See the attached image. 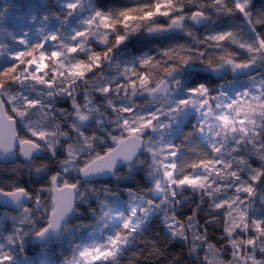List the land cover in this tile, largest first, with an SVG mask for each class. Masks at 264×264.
I'll list each match as a JSON object with an SVG mask.
<instances>
[{
	"label": "snow or ice",
	"instance_id": "obj_1",
	"mask_svg": "<svg viewBox=\"0 0 264 264\" xmlns=\"http://www.w3.org/2000/svg\"><path fill=\"white\" fill-rule=\"evenodd\" d=\"M250 4L251 0H208L207 3L202 0H152L151 3L124 8L114 14L92 10L81 21L82 27L72 31L68 43H64L58 33L44 37L45 43H54L50 50L43 53L39 50L44 44H29L27 33L20 35L19 39L10 33L14 43L23 46V49L14 51L10 58L12 63L0 68V154L14 153L18 148L25 159H30L33 152L41 150L42 145L55 155V149L62 139L69 140V143L65 146V159L60 161L63 172L51 175L47 186L39 190L48 192L50 204L39 198V191L36 196H31L22 187L7 191L0 188V197L17 202L20 207L19 215L12 217L13 231L6 237L9 245H20L23 251L24 237L32 235L43 241L49 234L60 232L75 201L83 199L86 194L79 181L71 182L66 174L78 172L87 178L95 174L114 173L120 162L129 166L141 163L136 157L138 151H143L149 157L148 174L154 177V189L164 193V199L159 204L152 205L151 201L149 204L156 208L165 206L162 220L168 233V243L176 238L183 240L188 245L189 253L197 256L199 264H264V260L255 258L257 250L264 254V217L249 215L253 198L257 196L256 185L264 180V79L250 77L252 86L234 95H229L224 86L213 95L204 84H200L188 88L183 97H177V91L183 88L179 74L190 63L199 62L213 72L224 68L236 71L248 69L258 59H264V31L257 30L264 28V11L253 14ZM186 6H191L192 10L186 12ZM62 7L66 9V17H71L84 8V0H66ZM207 9L228 16L239 13L243 18L239 30H243L246 25L247 38L241 39L239 30L234 28L209 32L199 39L194 33L185 30L195 44L204 46V50L198 47L194 52L190 47L177 45L159 52L158 57H140L131 66L123 68L121 75L124 84L100 74L92 81H84V103L77 99L80 87L77 79H83L86 72H92L93 67H101L104 60H109L112 50L130 35L142 29L148 33L184 29L185 22L200 23L211 19ZM157 17L165 18L167 23H154ZM43 19L47 20L48 17L44 16ZM62 23L66 24L67 20ZM121 25L122 29L119 27ZM93 37L99 44L106 46L103 52L87 47ZM228 44L246 51L247 59L237 60L227 49ZM5 49L7 45L0 47V55L5 54ZM208 49L218 51L209 52ZM78 52L87 55L88 63L75 58L73 54ZM46 61H52V66L58 71L54 70L51 75L45 74L42 79L37 73L43 72ZM115 67L119 69V65ZM64 72L67 75L63 82L57 84V78ZM15 84H19L20 89L34 88L35 85L46 87H43V92L32 96L21 90L11 91ZM129 88L132 89V96H136L138 90L147 93L144 105L133 104L130 99L119 105L114 103L112 93L124 91L127 95ZM93 93L106 98L105 107L113 115V119L108 121L114 126L108 138L117 147L110 146L103 154L94 148L98 138L85 134L80 127L93 116L97 117V125L103 122V114L93 103ZM56 96L68 97L71 111L56 108ZM9 106L11 112L24 121L28 132L26 137L18 134L17 122L11 118ZM189 108L198 116L196 131L209 138L210 151L185 164L183 160L177 159L180 146L172 144L165 137L170 135ZM69 120L72 123L68 124V128L76 134L74 137H69L68 132L61 127ZM146 129H150L154 135L145 139ZM117 131L119 136L116 135ZM84 153H88V156L81 160ZM252 158L259 162L258 167L252 166ZM45 167L37 165L34 170L40 172ZM185 167H190L192 172L181 177L179 173ZM200 169H207L208 175L204 176ZM214 170L219 175V181L211 175ZM241 173H245L247 179H243ZM209 180L211 183L206 186L205 181ZM229 180L235 190L234 196L214 197L213 193L223 190L220 182H223L224 188L228 186L226 182ZM184 186L196 192L203 189L199 200L213 209L204 224L220 227L219 210H223V234L220 239L227 241L226 246L210 242L207 227L198 224L196 217L200 204H196L191 215L184 219L170 214L169 210L180 203L175 200L176 189ZM88 191L97 196L103 215L111 217L112 210L106 198L114 194L104 188L105 199H101L100 190L91 188ZM240 193L246 194L248 199L244 200ZM130 197L132 200L140 199L136 193L130 192ZM205 197H208L207 201ZM259 199L264 204V193L260 194ZM26 200L32 201L34 207H24L23 201ZM36 209H42L46 216L45 224L39 228L33 223L32 213ZM233 213L238 214V221ZM147 216L148 210L141 209L140 217L134 220L136 210L133 208L131 214L123 219L121 229L106 237L104 244L91 248L73 245L72 257L66 258L65 264H96L97 261L104 264L109 259L115 261L122 246L127 245L129 238ZM144 243L147 246L148 242ZM226 247L231 249L230 260L224 259ZM161 254V250L152 244L145 259L158 258ZM13 261L11 254L0 249V264H13ZM152 264L155 262L152 261Z\"/></svg>",
	"mask_w": 264,
	"mask_h": 264
},
{
	"label": "trees",
	"instance_id": "obj_2",
	"mask_svg": "<svg viewBox=\"0 0 264 264\" xmlns=\"http://www.w3.org/2000/svg\"><path fill=\"white\" fill-rule=\"evenodd\" d=\"M92 2L95 10L114 14L124 8L151 3L152 0H92ZM202 2L207 3L208 0H202ZM190 10H192L191 6H186L185 11L187 12ZM250 11L253 14L264 11V0H251ZM207 12L211 19L204 21L203 25L199 29L194 28L188 21L185 22L184 29H174L157 36H146L145 30L143 29L136 34L130 35L122 44L112 50L115 52L114 58L117 60L116 62L109 65L107 61L104 60L101 67H93L92 72H86L83 79H77V83L80 85L78 91H86L84 81H92L100 74H103L109 79L115 78V80L122 85L125 81L123 80L121 74L125 66H131L133 62L137 61L140 57H158L159 52L167 48L175 47L177 45H185L192 48L194 52L198 47L201 48V50H204V46L195 44L192 37L186 34V31L194 33L199 39L203 35L213 31L226 30L229 28L240 29L243 18L239 13L233 16H228L224 14H217L212 9H207ZM29 16H32L39 24L45 21L48 23L51 21V18L59 17L56 25L57 27L54 28L55 33H58L61 36V40L64 43L68 42V29L65 27V24L62 23L63 20H68V17H66V10L59 7L56 0H0V47L7 45V49H14L15 46L18 45L14 43L9 34H15L18 39L20 30L18 27L15 28L13 24L19 22L21 18L24 19ZM44 16H47L48 19L44 20ZM154 23L163 25L167 23V20L163 17H157ZM119 27L122 29V25ZM257 30L264 31V28H258ZM245 33L246 25L243 30H239L241 39L247 38ZM87 47L96 52H103L106 49V47H97L96 45H87ZM226 47L234 54L237 60L242 61L247 59L246 51L231 44L226 45ZM45 49L47 48H44L43 50ZM208 51L212 52L218 50L208 49ZM73 55L77 60L88 63V57L83 52H78ZM11 63V60L4 61L0 68H4ZM113 65H119V69ZM253 68L254 69L249 70V76L255 77L257 80L264 79V59H258ZM189 69H196L197 71H191L188 74ZM54 70L56 69L52 66V61H46V67L41 74L42 79L45 78V74L51 75ZM206 71L212 70L199 62H193L185 66L181 71L184 76L183 83L185 89L187 90L190 87L204 84L209 89L210 93L215 95L218 92L219 87L225 85L228 86V84L233 80V77L230 76L214 77ZM245 74L239 75L235 78H244L246 77ZM66 75V72L62 73L57 78L56 83L61 84L64 76ZM154 75H157V78H159L158 74L154 73ZM43 87L41 85H35L34 88L29 87L26 89H20V85L15 84L11 88V91H27L32 95V90L43 92ZM137 87L139 88L138 82ZM131 92V88L127 90V95H125L124 91H121L119 94L113 92L112 98L114 103H118L119 105L122 102H127L129 99L131 100V98H134V96L131 95ZM93 95V103L103 114L101 117L103 122L100 125L91 124L89 126L80 127L85 134L98 138L97 142L94 144V148L96 152L103 154L108 147L112 146L111 139L108 138V134L114 126L108 122L112 119V115L111 111L105 107L107 103L106 98L99 95V93H93ZM120 97H124V99L122 100ZM57 98L60 97L58 96ZM54 106L58 109L70 111L69 100H61L55 103ZM12 116L16 117L18 120V134L26 137L28 132L26 135L21 131H27L24 127V121L20 120L15 113H13ZM70 123H72L71 120L62 124L61 127L68 132L69 137H74L76 134L68 128V124ZM195 126H198L195 116L188 115L185 121L179 126L174 138H172V144L180 146L177 159L178 161L183 160L185 164H190L195 161L200 154L210 151L207 145L200 141ZM189 133L191 135H188ZM144 138L146 139L147 136ZM67 143H69V140L62 139L55 149V155L52 156L44 151V148L46 147L42 145V154L28 163L18 161L12 164L8 163L0 165V188L7 191L13 187H22L26 189L29 195L36 196L40 189L47 186L49 177L59 172V166L61 165L60 161L65 159V146ZM87 156L88 153L82 154L81 160L86 159ZM137 160L143 161V165L140 166L139 164H135L134 166L136 169L132 171L130 175H127L126 168H123L105 181L91 182L87 184L79 183L81 189L84 190L86 194L83 199H78L75 213L65 227V230L75 226L90 230L94 229L97 225L100 217L102 216V206L99 203L97 196L92 195L91 192L88 191L91 188L100 190L101 199H105L103 196L104 188L109 189L110 192L115 195V197L109 196L107 198H124V192L136 193L140 197V209L153 208V210H155L156 207L150 206L149 201L152 202V205H156L160 203L161 199L158 196H153V184L147 180L146 167L148 162L146 161L145 154L143 153ZM251 164L253 167L259 166V163L256 161H251ZM37 165H45L46 167L42 171L37 172L34 170ZM134 166L128 167L132 168ZM191 172L192 169L190 167H185L183 172H180L179 175L182 177L185 174H191ZM36 174H40V176L37 177ZM76 174L77 172H74V174L68 175L66 178L75 183L78 181ZM113 177L119 179L118 185H115ZM256 187L257 191H262L264 193V180L257 183ZM200 194H202L201 191L196 192L187 186L176 189L175 200L180 203L174 209H170L169 211L171 214H175L179 219H184L186 216L191 215L192 208L196 204H200L196 217L198 224L207 227L210 242L216 244L217 246H226L227 241L225 239H220L223 234V210H219L221 211V215L219 217L221 220L220 227L204 224V222L209 219V216L212 215L213 209H209L207 203L200 202ZM39 198L44 200L46 203H51V199L47 191H39ZM207 200L208 197H205V201ZM26 207L33 208L34 205L32 201ZM257 207L259 208L260 205ZM164 208L165 206L161 205L159 209H156L158 212L152 214L145 226L133 234L129 244L119 251L115 257V261L110 259L104 262V264H152V261H154L155 264H169V262H171V264H199L197 256L189 253L188 245L184 241L174 239L172 243H168V234L161 222L164 215ZM261 211L262 214L258 217H264V205H261ZM205 213H207V215ZM18 215L19 213L14 214L0 209V249L13 256V264H40V261L44 257H46L44 264H65V259H70L69 256H72L73 251L72 246L78 244V238L72 244L71 248H61L60 240L46 246L35 245L33 244L32 235L24 237L23 251H21L20 245H9L6 237L13 231L12 217ZM32 216L33 223L37 226V228L45 224L46 216L43 214L42 209L34 210ZM201 231H203V229H201ZM249 235H253V233H249ZM145 241L148 242L147 246L144 243ZM152 244H155L156 247L161 250L162 254L158 258L151 257L145 259V257L148 256V251ZM255 258L257 260H264V254L257 250ZM224 259H231L230 248L226 247ZM96 264H100V262H96Z\"/></svg>",
	"mask_w": 264,
	"mask_h": 264
},
{
	"label": "rangeland",
	"instance_id": "obj_3",
	"mask_svg": "<svg viewBox=\"0 0 264 264\" xmlns=\"http://www.w3.org/2000/svg\"><path fill=\"white\" fill-rule=\"evenodd\" d=\"M65 2H66V0H56V3L61 8H63L62 5ZM92 10H95L93 7L92 0H84V8L82 10L78 11L77 13L73 14L71 17H68V20L66 19L67 23L65 24V27L68 29V34H67L68 40H69V37H70V35L74 29L78 30L82 27L81 21L83 19L87 18V16L91 14ZM57 23H58V19L51 18L50 22L46 23V21H45V22H41L39 24L33 19L32 16H29V17L24 18V19L21 18L19 22H16L13 25L15 26V28L18 27L20 30L19 38H20V35H22L23 33H27L26 39H27L29 44H35V43L44 44L43 49L44 48H47V49H45V50L40 49L39 50V52L43 53V52H47L48 50H50L53 47L54 42L48 41L47 43H45L43 38L46 37L48 34L55 33L54 28L57 27L56 26ZM171 30H174V29H171ZM171 30H167L164 32H158V33H148L145 31V35L146 36H157V35L166 33V32L171 31ZM101 31H104V29H101ZM88 45H96L97 47H104V45L99 44L94 37L90 38ZM22 49H23V46H21V45L15 46L14 49H5V51H6L5 54L0 55V66L3 64L4 61L10 60L11 56L14 54V51L22 50ZM112 54H113V58H112L111 62L109 63V65H111L117 61L114 58V56H115L114 51L111 52L110 57L112 56ZM106 61L108 63V60H106ZM32 66L34 67V64ZM113 66L115 67V65H113ZM253 66H254V64H253ZM45 67H46V62H45ZM252 69H254V68H252ZM252 69H250V70H252ZM191 71H197V70L196 69H194V70L189 69L188 74ZM206 72H209L214 77H219V76L233 77V80L231 81V83H229L228 86H226V85L224 86V89L229 93V95L238 94L244 90H247L248 88H250L252 86V81L250 79L251 76H249L250 71H248L245 74L246 77L241 78V79L235 78L233 76V71L230 68H224V69H221L217 72H213V71H206ZM42 73L43 72L37 73V75H39L42 78V75H41ZM179 75H180L181 80L183 81V77H184L183 73H180ZM36 90H37V88H36ZM220 90H221V87H219L218 91H220ZM23 92L25 94H30L27 91H23ZM84 92L85 91L83 90V91H78V93H77V99L80 100V102L82 104L84 103V100H83ZM185 92H186V89H185V86L183 83V88L177 91V97L178 98L183 97L185 95ZM35 95L32 94V96H35ZM56 97H58V96H56ZM59 97L60 98H57L59 101L69 100V98L66 96H59ZM146 98H147L146 92L138 91L137 95L134 96V98H131V102H133V104H136V105H144ZM69 102H70V100H69ZM55 103H56V101H54V104ZM70 111H71V102H70ZM9 112H10L11 117L13 119H15L17 121V124H18V120L16 119V117L12 116L13 113L10 110V106H9ZM111 115H112V113H111ZM188 115H194L196 118V122L198 123V116L195 113V111L191 108L187 109L182 114V116L180 117L179 124L174 126L173 130L171 131V133L168 137L167 136L165 137L166 140H168L172 143V138H174L176 132L179 129V126L185 121V119ZM112 119H113V115H112ZM96 120H97V117L93 116L88 121L83 122L82 126H89L91 124L97 125ZM21 131L27 135L26 130H21ZM146 131H147V137L154 135L150 129H146ZM161 131H163V129ZM116 135H118V136L120 135L119 131L116 132ZM126 136H127V133H125V137ZM198 136H199L200 141L205 143L208 147L209 138H207L206 136H202L199 132H198ZM111 145L115 146V144H113L112 140H111ZM44 151L49 153L46 148H44ZM144 154H145L146 161L149 162V157H148L147 153H144ZM50 155L52 156V154H50ZM169 158H171V157H169ZM251 161H256L257 163H259L255 158H252ZM138 164L140 166H142L143 161H141V163H138ZM146 168H147V180L153 184V187H152L153 196L154 197L158 196V197H160L161 200L164 199V193L161 191H156L154 189V184H155L154 177L150 176L148 174V165ZM135 169H136L135 166L132 168L126 167V174L130 175L132 173V171H134ZM200 171L204 176L208 175L207 169H200ZM59 172H63L61 165L59 166ZM72 174H74V172H72L70 174H66V177L68 175H72ZM211 175L213 177H215L217 181H219V175L217 174V172L215 170L211 173ZM36 176L39 177L40 174H38V175L36 174ZM241 176L243 179H247V176L245 173H241ZM113 181H114L115 185H118L119 179L114 178ZM208 183H211V181L210 180L205 181L206 186ZM226 183L228 186L223 188V182H220V186L223 190L213 193L214 197H216V198H219V197L231 198L234 196L235 190L233 187H231L230 180L227 181ZM200 191L203 192V189H201ZM261 193H263V192L257 191V196L253 198L254 202L252 203V206L249 209V215L250 216L258 217L260 214H262L261 205H264V204L260 203L259 198H260ZM240 195L242 196V198L244 200L248 199L246 194L240 193ZM111 197H115V195H112ZM106 202L112 210V216L111 217H105L103 215V210H101L102 216L100 217V219H99L97 225L94 227V229L88 230V229H85V228H82L79 226H75L73 228H70L68 230L63 231L64 233H62V236L60 238V247L61 248H71L72 244L76 241L77 238L79 239L78 245H80L81 247L91 248V247H94V246H97L100 244H104L106 242V237L113 235L114 233H116L117 231H119L121 229L123 219L127 218L131 214L133 208H135V210H136V217H133V219L135 220L137 217H140L141 201L139 199L138 200H132L129 192H124V198H106ZM258 205H260L259 208L257 207ZM156 209H159V208H156ZM156 209L155 210H153V208L146 209V210H148V216L144 219V222L140 224V227L138 228V230L142 229L145 226V224L148 222V220L152 214L158 212V210H156ZM233 216L236 217L237 221L239 220L237 213H233ZM229 219H231V217ZM161 222L163 224L165 231L167 232L162 219H161ZM253 235H254V233H253ZM130 240H131V237L129 238L127 245L129 244ZM176 240H180V239L176 238ZM180 241H183V240H180ZM127 245H125V246H127ZM125 246H122V248H124ZM46 249H45V251H46ZM71 257L72 256H69L70 259H71ZM45 260H46V257H44L40 261V264H44ZM97 262H99V261H97Z\"/></svg>",
	"mask_w": 264,
	"mask_h": 264
},
{
	"label": "water",
	"instance_id": "obj_4",
	"mask_svg": "<svg viewBox=\"0 0 264 264\" xmlns=\"http://www.w3.org/2000/svg\"><path fill=\"white\" fill-rule=\"evenodd\" d=\"M189 22L196 29H199L202 26V24H203V21L200 22V23H193L191 21H189ZM110 59H111V57H110ZM251 68H253V65L250 68H248V69H242V70L233 71V74L235 76L242 75V74L246 73ZM115 147H117V146H115ZM41 152H42V149L38 150V151H35L31 155L30 159H25L23 157V155L19 153L18 148H17V150L14 153L0 154V165H5V164H8V163L12 164V163H15V162H18V161L23 162V163H28V162L32 161L34 158L39 157L41 155ZM142 154H143V151H138L136 159H139ZM127 166H129L127 163L120 162V163H118V165L114 169V173L95 174V175H92V176L87 177V178H84V177L80 176L79 173H77V178H78L80 184H87V183H91V182H101V181H105V180L109 179L111 176L115 175L116 172H118L119 170H121V169H123V168H125ZM30 202L31 201H28V200L23 201V206L24 207L28 206L30 204ZM76 206H77V200L74 203L73 209L66 216L64 224H63V226H62V228H61L59 233L49 234V237L46 240H43V241L37 240L36 238L33 237V244L39 245V246H45V245H48L50 243L57 242L60 239L61 234H62L63 230L65 229V227L67 226L68 222L73 217V215L75 213V210H76ZM0 209L4 210V211L12 212L14 214H18L19 211H20V207L17 204V202L9 201L8 199H5L3 197H0Z\"/></svg>",
	"mask_w": 264,
	"mask_h": 264
},
{
	"label": "flooded vegetation",
	"instance_id": "obj_5",
	"mask_svg": "<svg viewBox=\"0 0 264 264\" xmlns=\"http://www.w3.org/2000/svg\"><path fill=\"white\" fill-rule=\"evenodd\" d=\"M104 47H106V46H104ZM112 58H113V54H112ZM112 58H111L110 60H108V64L111 62ZM31 93L35 95V94L38 93V92L35 91V90H32ZM54 101H56V103L59 102V100L57 99V97H55ZM82 124H83V123H82ZM82 124H81L80 126H81V127H85V126H82Z\"/></svg>",
	"mask_w": 264,
	"mask_h": 264
},
{
	"label": "clouds",
	"instance_id": "obj_6",
	"mask_svg": "<svg viewBox=\"0 0 264 264\" xmlns=\"http://www.w3.org/2000/svg\"><path fill=\"white\" fill-rule=\"evenodd\" d=\"M120 99H122V100H123V99H124V97H120Z\"/></svg>",
	"mask_w": 264,
	"mask_h": 264
}]
</instances>
